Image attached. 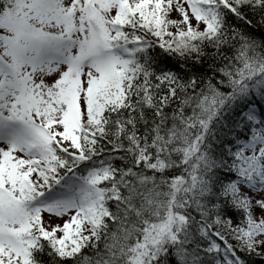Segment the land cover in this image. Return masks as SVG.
<instances>
[{"label":"snow or ice","instance_id":"snow-or-ice-1","mask_svg":"<svg viewBox=\"0 0 264 264\" xmlns=\"http://www.w3.org/2000/svg\"><path fill=\"white\" fill-rule=\"evenodd\" d=\"M0 264H264V0H0Z\"/></svg>","mask_w":264,"mask_h":264}]
</instances>
